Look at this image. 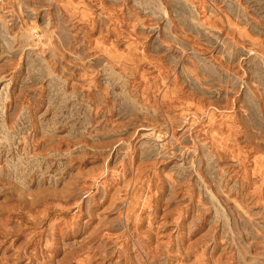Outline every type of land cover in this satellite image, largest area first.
I'll return each instance as SVG.
<instances>
[{"label":"rangeland","instance_id":"1","mask_svg":"<svg viewBox=\"0 0 264 264\" xmlns=\"http://www.w3.org/2000/svg\"><path fill=\"white\" fill-rule=\"evenodd\" d=\"M0 264H264V0H0Z\"/></svg>","mask_w":264,"mask_h":264}]
</instances>
